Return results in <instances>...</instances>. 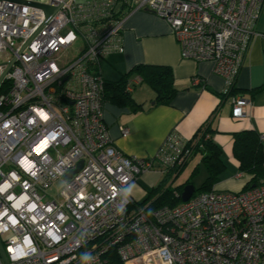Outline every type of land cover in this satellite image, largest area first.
I'll return each mask as SVG.
<instances>
[{
	"label": "built area",
	"instance_id": "1",
	"mask_svg": "<svg viewBox=\"0 0 264 264\" xmlns=\"http://www.w3.org/2000/svg\"><path fill=\"white\" fill-rule=\"evenodd\" d=\"M23 1L60 8L19 54L46 16L0 1V77L16 57L0 84V239L9 264H264V183L153 211L133 199L129 188L157 165L175 178L198 140L172 131L152 158L122 153L104 120L99 70L124 51L127 17L148 10L168 22L183 58L213 62L229 95L264 0ZM141 82L129 80L126 91ZM231 97L233 118H245L249 101Z\"/></svg>",
	"mask_w": 264,
	"mask_h": 264
},
{
	"label": "crops",
	"instance_id": "2",
	"mask_svg": "<svg viewBox=\"0 0 264 264\" xmlns=\"http://www.w3.org/2000/svg\"><path fill=\"white\" fill-rule=\"evenodd\" d=\"M255 32L235 85L237 94L249 101L247 116L235 119L232 116V97H223L225 80L213 72L212 61L195 62L183 58L170 25L157 14L139 10L129 15L123 25L124 51L113 53L101 61V76L108 81H117L136 65L169 67L177 92L169 103H154L156 90L143 81L130 92L141 108L133 110L105 101L104 120L115 146L130 157L152 158L172 131H177L186 140H196L201 135L199 128L207 122L213 130L212 139L222 150L226 167L213 190H242L248 181L240 173L239 163L233 156L234 135L254 130L264 147V4L255 24ZM136 77L139 76L134 74L130 80ZM194 78L200 79L199 85L192 84ZM121 126L129 129L128 136L121 135ZM198 156L200 160L186 180H191L194 185L197 171L204 168L199 152L191 157L173 180H177ZM235 173L236 181L231 176ZM169 178L160 172L157 165L142 174L129 188V193L136 202L142 203L150 189Z\"/></svg>",
	"mask_w": 264,
	"mask_h": 264
},
{
	"label": "trees",
	"instance_id": "3",
	"mask_svg": "<svg viewBox=\"0 0 264 264\" xmlns=\"http://www.w3.org/2000/svg\"><path fill=\"white\" fill-rule=\"evenodd\" d=\"M134 74L138 75L142 79V82L145 81L151 84L156 90L157 95L154 103H169L177 92V89L174 87L171 68L140 64L133 67L117 81H108L104 79V100H109L120 106H128L133 110L141 108L142 106L134 101L131 93L126 91V85ZM235 94H237L236 87L232 89L229 95L225 96ZM212 132L213 130L210 129L207 122H205L198 131L201 135L199 137L197 136L198 143L194 148L193 156L197 152L202 155V164L207 171V177L200 187L196 189L194 195L216 191L213 190V188L220 182L221 176L226 169L222 160V150L212 139ZM233 156L239 163L240 173L246 177L248 181L240 191H245L264 183V147L259 134L254 130L236 133L233 142ZM186 164L183 166L185 167ZM184 167L176 169V174ZM167 176L171 177L170 174ZM165 182L166 180L164 179L163 182H160L156 187L150 189L145 200L139 203V205L145 206L148 211L164 207L172 208L180 205L182 201L179 195H181L185 186L192 183L191 180L176 187H173L172 184L165 187ZM176 194H178V196H176ZM112 263L122 264L119 259H115Z\"/></svg>",
	"mask_w": 264,
	"mask_h": 264
},
{
	"label": "water",
	"instance_id": "4",
	"mask_svg": "<svg viewBox=\"0 0 264 264\" xmlns=\"http://www.w3.org/2000/svg\"><path fill=\"white\" fill-rule=\"evenodd\" d=\"M0 1H10V2H15V3L23 4V5L36 7V8H39V9L43 10V12H44V14L46 16L45 21L41 24V26L38 28V30L21 47V49L19 51V54H21L25 50V48L30 44V42L45 27V25L51 20V18L55 15V13L60 8V7H52L50 5H46V4L39 3V2H28V1H23V0H0ZM15 62H16V57H14L10 62H8L6 64L7 67H6L5 71H4V73L2 74V76L0 77V84L4 80V78L7 75V73L11 70V68L15 64ZM80 166H81V164L79 165L78 169L80 168ZM78 169L75 170L74 172H77ZM74 172L66 175L65 179L70 178ZM195 191H196V189H195L193 184H188L187 186H185L184 189H183V192L180 195L181 201L183 203L189 201L190 198L195 194ZM0 258H1L2 262H3V264H9V260H8L6 251L4 249L3 243L1 242V239H0Z\"/></svg>",
	"mask_w": 264,
	"mask_h": 264
},
{
	"label": "rangeland",
	"instance_id": "5",
	"mask_svg": "<svg viewBox=\"0 0 264 264\" xmlns=\"http://www.w3.org/2000/svg\"><path fill=\"white\" fill-rule=\"evenodd\" d=\"M73 55H74V50H68L64 53L63 59L64 60H70V59H72ZM104 72H105V70H104ZM199 160H200L199 156L194 158L192 160V162L186 167V169L181 173V175L177 178V180L174 181L173 177L172 178L170 177L169 180L164 183V186L167 187L170 184H172L173 187H176V186H179L182 183H184L189 178L193 168L196 166V164H198ZM196 174L197 175L195 176L193 183H194V186L196 188H198V187H200V185L204 182V180L206 178V171L203 167H201L200 171L199 172L197 171ZM224 176H226V175H223V177ZM231 176H232V179L235 180L234 178L236 176V173L232 174ZM57 189H58V187L54 186L49 190V193L54 196L57 194ZM230 191L231 190H229V192ZM237 191H240V190H236L235 192H237Z\"/></svg>",
	"mask_w": 264,
	"mask_h": 264
}]
</instances>
